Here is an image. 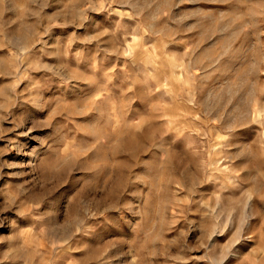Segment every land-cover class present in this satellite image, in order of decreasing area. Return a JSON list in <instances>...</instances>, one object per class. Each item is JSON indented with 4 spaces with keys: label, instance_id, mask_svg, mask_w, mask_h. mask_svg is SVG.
I'll return each instance as SVG.
<instances>
[{
    "label": "rangeland",
    "instance_id": "374dc122",
    "mask_svg": "<svg viewBox=\"0 0 264 264\" xmlns=\"http://www.w3.org/2000/svg\"><path fill=\"white\" fill-rule=\"evenodd\" d=\"M0 264H264V0H0Z\"/></svg>",
    "mask_w": 264,
    "mask_h": 264
}]
</instances>
